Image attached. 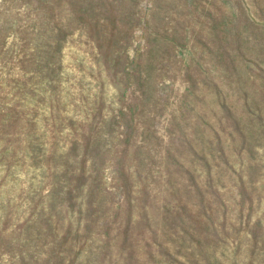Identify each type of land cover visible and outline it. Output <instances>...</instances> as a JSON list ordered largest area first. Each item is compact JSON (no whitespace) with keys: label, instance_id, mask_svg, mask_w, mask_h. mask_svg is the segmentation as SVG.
Wrapping results in <instances>:
<instances>
[{"label":"rangeland","instance_id":"obj_1","mask_svg":"<svg viewBox=\"0 0 264 264\" xmlns=\"http://www.w3.org/2000/svg\"><path fill=\"white\" fill-rule=\"evenodd\" d=\"M0 264H264V0H0Z\"/></svg>","mask_w":264,"mask_h":264}]
</instances>
